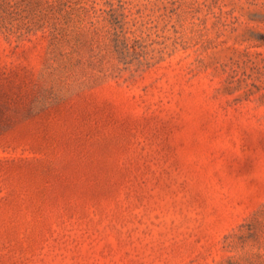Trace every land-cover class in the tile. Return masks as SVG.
I'll list each match as a JSON object with an SVG mask.
<instances>
[{
	"label": "rangeland",
	"instance_id": "1",
	"mask_svg": "<svg viewBox=\"0 0 264 264\" xmlns=\"http://www.w3.org/2000/svg\"><path fill=\"white\" fill-rule=\"evenodd\" d=\"M0 264H264V0H0Z\"/></svg>",
	"mask_w": 264,
	"mask_h": 264
}]
</instances>
